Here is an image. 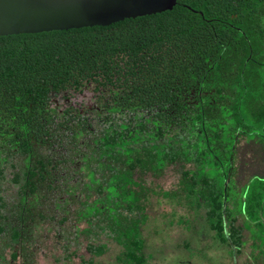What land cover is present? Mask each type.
<instances>
[{"label":"trees","instance_id":"1","mask_svg":"<svg viewBox=\"0 0 264 264\" xmlns=\"http://www.w3.org/2000/svg\"><path fill=\"white\" fill-rule=\"evenodd\" d=\"M91 85L106 113L97 115L111 121L100 134L85 112L52 105L54 95ZM252 97L256 113L247 110ZM246 113L264 119V0H178L171 11L108 27L0 37V181L11 169L19 186L11 202L0 195V239L22 247L32 241L33 226L54 220L53 207L62 208L67 175L82 161L102 199L86 204L80 218L90 225L92 218L109 221L124 248L120 264H146L137 220L125 222L119 211L124 203L141 211L135 172L192 161L201 173L184 174L191 176L189 192L208 202L217 238L241 255L249 236L263 255L264 236L250 230L261 225L253 209L264 204L262 189L253 185L257 178L237 202L233 195L239 137L264 140ZM124 115L143 118L118 125ZM145 136L151 140L145 143ZM224 145L231 146L227 166L216 154ZM99 203H109L108 214L101 215ZM87 250L102 255L105 247Z\"/></svg>","mask_w":264,"mask_h":264},{"label":"rangeland","instance_id":"2","mask_svg":"<svg viewBox=\"0 0 264 264\" xmlns=\"http://www.w3.org/2000/svg\"><path fill=\"white\" fill-rule=\"evenodd\" d=\"M100 95L101 92L96 86L91 85L82 92L70 91L54 95L52 105L60 110L73 106L82 113L85 112L93 124L95 133L100 134L104 127L111 123L107 117L105 120L97 115L98 112L106 115L100 105ZM251 100L247 110L256 113L260 109L259 105L253 102V97ZM244 109L246 111V107ZM255 113L254 115L246 113V119L256 129L264 132V119ZM145 114L148 117L150 113ZM132 117L133 115H124L121 119L117 116L116 123L128 124ZM140 118H143L142 115L138 116V120ZM138 120H132V124ZM235 123L236 120L233 118V125ZM253 138V141H249L245 135L240 136L234 148L235 172L232 183L236 189V194H233L236 202L250 178L264 175V140L261 136ZM150 140L149 136L144 137L145 143ZM227 142L228 140L223 137L221 143ZM90 143L94 146V142ZM224 148L216 151V154L227 166L230 164L228 159L231 146L224 145ZM84 165L82 161L78 162L74 172L67 175L65 192L59 194L62 208L53 207L56 209L55 213L50 215L54 216V220L33 226L30 234L32 241L22 247L17 244L7 245L0 239V251H3L0 264H120L118 257L124 248L113 234L109 221L101 219L102 217L95 218V221L92 218L90 225V219L80 218L79 213L86 209V204H94L102 199L90 181V171ZM93 170L96 171V178L101 177L102 173L98 171L97 164H94ZM208 170L209 167H206L205 172ZM185 173L200 174V167L192 161H180L166 163L160 171L155 172L138 169L134 175L136 184L133 191L137 194L141 211L136 209L130 211L126 203L119 209L125 222L126 217L138 222L139 237L145 243L146 264H264V251L263 255H260L249 236L241 255L217 238L216 232L210 226L208 202L198 192L194 194L189 192L186 178L191 176L185 177ZM109 174L110 172L107 173ZM212 174L215 176L216 171ZM12 177L11 169H8L6 178L0 181V195L10 202L19 190V186L12 182ZM263 180L257 178L253 185L260 187L264 195V182H261ZM88 185L91 189L87 188ZM74 187H77V190ZM242 197L244 200L246 192ZM236 202L234 205L231 204L233 208H236ZM108 206L109 203L107 206L99 203L101 215L107 213ZM262 208L260 212L253 209V215L259 217L261 225H253L250 228L253 234L256 233L260 237L264 236V204ZM85 229H90L91 233H86ZM262 240L264 241V237ZM261 244L264 245L263 242ZM89 245H102L105 252L102 255H94L88 252ZM14 252L19 254L16 261H12Z\"/></svg>","mask_w":264,"mask_h":264},{"label":"water","instance_id":"3","mask_svg":"<svg viewBox=\"0 0 264 264\" xmlns=\"http://www.w3.org/2000/svg\"><path fill=\"white\" fill-rule=\"evenodd\" d=\"M178 0H0V37L108 27L171 11Z\"/></svg>","mask_w":264,"mask_h":264},{"label":"crops","instance_id":"4","mask_svg":"<svg viewBox=\"0 0 264 264\" xmlns=\"http://www.w3.org/2000/svg\"><path fill=\"white\" fill-rule=\"evenodd\" d=\"M246 137H247V136H246ZM247 139H248L249 141H253V140H254V138H248V137H247ZM249 141H248V142H249ZM237 143H238V142H237ZM237 143H236V145H237ZM256 177H257V178H262V179H264V175H263V176H253L252 178L249 179L248 183H249L253 178H256ZM248 183H247V184H248ZM247 184H246V185H247Z\"/></svg>","mask_w":264,"mask_h":264}]
</instances>
